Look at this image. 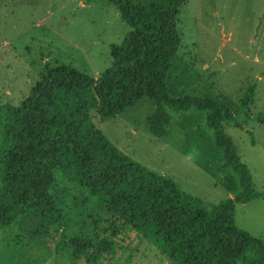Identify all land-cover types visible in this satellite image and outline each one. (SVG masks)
<instances>
[{"label":"trees","instance_id":"1","mask_svg":"<svg viewBox=\"0 0 264 264\" xmlns=\"http://www.w3.org/2000/svg\"><path fill=\"white\" fill-rule=\"evenodd\" d=\"M107 1L130 27L119 44L109 45L107 69L92 77L70 65H47L25 98L0 105V230L36 215L46 231L59 232L56 247L85 264H118L132 239L146 240L173 264H264V240L234 222L236 203L261 196L225 130L241 125L224 101L174 97L166 88L181 42L176 16L185 0ZM253 88L241 106L253 100ZM144 97L154 104L146 123L155 137L171 133L168 110L206 112V124L223 155L219 168L239 176L240 191L234 197L207 209L171 177L119 150L91 119L114 118ZM254 120L264 125V112ZM57 172L111 214L107 226L101 227L103 221L86 206L59 205ZM80 219L91 220L93 237L69 232L70 221Z\"/></svg>","mask_w":264,"mask_h":264},{"label":"rangeland","instance_id":"2","mask_svg":"<svg viewBox=\"0 0 264 264\" xmlns=\"http://www.w3.org/2000/svg\"><path fill=\"white\" fill-rule=\"evenodd\" d=\"M176 27L181 42L167 73V91L174 97L208 96L228 105L241 127L225 130L261 192L256 199L235 204L234 222L264 240V125L254 120L264 112V0H185ZM129 30L107 0H0V105L25 98L47 65H70L97 77L111 65L109 45L119 44ZM251 87L253 100L241 106ZM153 109V102L144 97L114 118L91 119L119 150L171 177L207 209L234 197L240 191L239 176L219 168L223 155L206 124V112L168 110L171 133L155 137L146 123ZM56 176L60 206H86L103 221L101 227L108 225L109 212L86 199L66 175ZM77 222L70 221V233L93 237L91 220ZM58 239L59 232L46 231L36 215L24 217L19 225L0 230V264H85L66 248L56 247ZM126 248L118 264H173L146 240L132 239Z\"/></svg>","mask_w":264,"mask_h":264}]
</instances>
